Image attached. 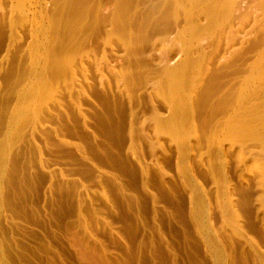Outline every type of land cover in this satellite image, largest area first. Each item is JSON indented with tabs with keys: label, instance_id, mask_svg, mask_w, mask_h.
<instances>
[{
	"label": "rangeland",
	"instance_id": "rangeland-1",
	"mask_svg": "<svg viewBox=\"0 0 264 264\" xmlns=\"http://www.w3.org/2000/svg\"><path fill=\"white\" fill-rule=\"evenodd\" d=\"M0 264H264V0H0Z\"/></svg>",
	"mask_w": 264,
	"mask_h": 264
}]
</instances>
